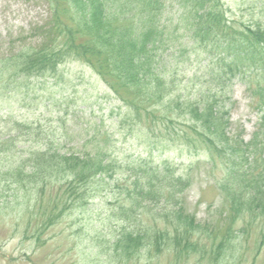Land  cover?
Returning <instances> with one entry per match:
<instances>
[{"label":"trees","instance_id":"1","mask_svg":"<svg viewBox=\"0 0 264 264\" xmlns=\"http://www.w3.org/2000/svg\"><path fill=\"white\" fill-rule=\"evenodd\" d=\"M50 2L54 7L42 42L13 57H0V76H8L0 98H6V91L29 89L34 79L54 80L63 64L81 61L126 106L122 125H129L130 133H141L155 150L177 143L210 158L211 169L217 167L222 174L215 178L222 197L219 223L227 225L209 227L186 211L181 202L191 185L189 173H182L186 169L178 173L167 160L119 162L114 143L106 138L104 144L89 139L82 146L92 147L83 152L64 150L63 135L44 136L35 122L19 120L7 111L0 114V153L7 158L0 187L7 183L29 200L36 199L34 205L27 203L22 216L28 227L34 226L39 236L46 234L64 216L96 199L122 169L131 179L127 192L131 202L120 204L111 215L118 221L117 229L109 228L110 239L98 251L111 260L109 264H142L141 260L147 264L168 250L174 252L176 264L191 258L197 263L227 258L236 262L243 249L241 235L257 221L262 224L261 237L255 241L260 251L264 246V25L231 18L222 0ZM198 46L216 59L211 58L200 77L180 78L178 70L168 67L176 55L166 53L182 48L191 52ZM236 77L250 84L262 113L254 137L242 144L228 134L229 111L218 104L225 81ZM146 212H159L172 230L145 221ZM239 221L244 225L241 229L236 227Z\"/></svg>","mask_w":264,"mask_h":264},{"label":"rangeland","instance_id":"2","mask_svg":"<svg viewBox=\"0 0 264 264\" xmlns=\"http://www.w3.org/2000/svg\"><path fill=\"white\" fill-rule=\"evenodd\" d=\"M222 2L231 18L245 24L264 25V0ZM52 6L50 0H0V57H13L21 49L41 43L49 27ZM40 26L43 30H38ZM169 52L166 54L174 53L176 58L171 59L168 67L178 70L180 78L185 79L195 74V78L200 77L211 58L216 59L199 46L191 52L184 48ZM60 70L62 73L54 80L34 79L29 89L6 91V98H0V114L9 111L19 120L35 122L34 126L44 132V136L63 135L64 150L83 152L92 147L82 146L89 139L104 144L106 138L114 143L113 154L119 162L138 158L158 164L167 160L178 173L186 169L182 173H189L191 181L182 195L186 211L209 227L218 224L226 227L227 223H219L223 220L222 197L215 180L222 174L217 167L211 169L210 158L204 152H188L177 143L163 145L161 151L155 150L141 133L133 135L129 125H122L126 106L85 64L69 61ZM7 77L0 76V87ZM249 85L242 78H229L218 96V104L225 105L229 111L228 134L239 144L251 140L260 127L262 113L256 108L257 100ZM5 155L0 153L1 172L7 169ZM121 170L102 187L96 199L64 216L41 236L35 233L34 226L28 227L22 217L27 203L34 205L36 199L29 200L23 191L4 183L0 187V264H109L111 260L104 259L105 254H98V251H103L102 242L110 239L109 228L113 225L112 228L117 229L118 221L111 215L120 204L131 202L127 193L132 187L131 179H128L129 173ZM157 213L146 212L143 218L161 229L172 230ZM243 226L239 221L236 227ZM249 226L244 236L241 235L243 249L238 251L236 262L227 258L225 262L209 263L206 259L197 263L191 258L179 264H264V246L260 251L255 248L262 224L257 221ZM173 254V251H165L161 258L156 257L147 264H176ZM96 258L101 261L94 262ZM140 263L143 264V260Z\"/></svg>","mask_w":264,"mask_h":264}]
</instances>
